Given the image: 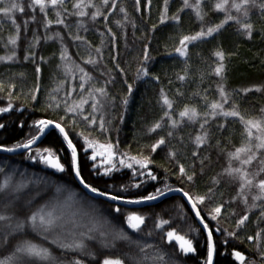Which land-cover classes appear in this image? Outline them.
Listing matches in <instances>:
<instances>
[{
  "label": "trees",
  "instance_id": "obj_1",
  "mask_svg": "<svg viewBox=\"0 0 264 264\" xmlns=\"http://www.w3.org/2000/svg\"><path fill=\"white\" fill-rule=\"evenodd\" d=\"M99 0H97V3ZM213 0H206L204 5L207 11L211 7ZM111 3V0H110ZM182 0H169L168 15L172 16L181 6ZM69 9L71 5L69 3ZM124 7L128 13V21L125 22L123 28H119L114 23L115 20H122L123 13L119 12V8ZM163 9V0H152L151 7H146V0H141L140 11L136 10L135 0H117V8L109 16L107 26L111 27L116 35L115 46L112 44V38L107 33L105 22L102 18L92 22L85 17V23L88 31L79 30V35L85 38L86 42H90L94 49L100 47L102 50V59L97 57L95 51L92 56L99 59V63L95 66L87 65L81 59L88 56V43L73 41L68 35L71 31L77 34L76 17H68L67 23L70 29H64L62 25H51L45 29L42 24L43 17L37 11V21L29 23L28 31L22 30L20 47L18 49V59L13 62H0V81L4 83V89L0 91V107H6L9 103V85L15 84V88L11 89V103L13 110L8 113H0V123L6 125L4 129H0V143L12 146L16 142H23L30 136L36 134L33 127V121L38 119H53L65 125L69 133V138L76 145L78 159L82 169V175L86 180L101 189L112 185L110 191H119L121 184L131 185L132 183H140V188L129 187L128 193L133 194V198L137 194L146 195L154 192L156 187L163 188L167 183L172 188L183 187L185 191H189L192 195H203L208 193V189L212 188L211 198L206 200L203 205H198L201 209V215L204 216L205 222L209 223V227L216 229L219 227L220 232L213 233L214 240L217 244V255L215 257L216 264H239L238 261L230 255L235 249L241 251L246 256V264H264V258L260 253L264 252V234L259 241H249L247 236H255L259 229H264V221L259 220L260 208L253 209L249 213V220L241 229L235 228V222L240 215L244 214V206L238 201H232V197L236 193V185L231 184L227 177H219L221 183L214 185L212 178L217 177L219 173L227 166L226 151L233 150L234 146H240L242 142L243 128L236 118L218 117L211 121L209 128L211 131V140L209 146L203 147L200 151V158L205 156L203 172L198 158H193L191 153L194 145L190 141V137L194 136L199 130V124L184 123L180 128L173 130L170 128L167 119L164 126L154 133H150L148 129L163 115V109L160 103V90L163 89L169 98L176 101L174 105L173 116L177 117L179 110H182L185 104L195 105L198 110L203 112L204 101L203 96H207L208 100L219 99L217 85L223 84L226 91L232 94L229 104L225 108H229L232 103L239 105V110L246 117L259 115L260 108L264 107V19H261L259 11L253 9L252 21L256 27L251 40L237 31L238 26L234 22H229L224 26L218 34L213 37L205 38L202 41H195L188 46V57H180L173 50L179 44V39L183 35L194 34L200 29V22L195 19L194 13L190 9H186L180 13L181 19L179 23L168 20L164 24L159 23L160 13ZM91 11V10H89ZM49 18L55 19L54 12L50 10ZM2 19V17H0ZM16 19L18 23L29 19V15L17 13ZM223 19L222 13L209 12L205 18V24L218 23ZM133 23L135 27H133ZM156 24L155 30L152 25ZM11 31L10 22L4 21L0 37H6ZM33 32L41 37L40 44L33 49L36 52V63L41 67V73L37 78L35 72V64L31 61H25L23 56L27 43L31 40ZM60 32L64 37L63 44L67 46L71 61L84 67L88 71L93 80L85 83V89L82 91L79 87L80 75L75 70L69 75H65L63 64L65 61L60 60L61 41L55 37V33ZM101 33H104L101 36ZM53 36L52 40H46L44 37ZM103 40V43L101 41ZM145 46L148 48V54L151 59L147 62L150 76L137 79L138 69L141 68L143 62V51ZM222 49L226 55V72L224 79L215 76L212 68L216 64V57L213 52ZM3 47V40H0V55L6 54ZM45 57L46 63L40 61L39 57ZM116 56L113 60L112 57ZM71 61L67 63L71 64ZM119 65V68L116 65ZM188 66L187 76L184 81L177 79L178 75H185V67ZM61 65V67H57ZM123 69V72L120 71ZM23 74V75H21ZM152 76H159V81L153 80ZM114 78V79H113ZM112 79V83L107 84L108 97L101 98L104 107L94 113L99 118L103 115L105 119L106 132H101L97 125H91L84 121L79 113H66L65 106L60 103V107L49 108L48 104L67 100L71 105L78 102L81 95L87 98V89L90 87L105 86V82ZM63 81V83H61ZM39 84V92L36 93V99L33 100L32 90ZM127 84L133 85V92L130 96L127 93ZM259 86L262 88L260 92H249L247 94H235L233 90ZM59 87V91H54ZM73 89H75L73 91ZM177 89L183 96L177 95ZM70 93V95H66ZM199 93L200 95H194ZM55 96L56 101H51L50 97ZM128 96V104L125 106L122 100ZM114 98V99H113ZM91 100L84 106L83 115L91 113ZM60 117H64L63 121ZM121 117L123 118L121 121ZM75 120V124H73ZM23 124V127H21ZM224 124V127L218 128L217 125ZM173 131V137H167L168 131ZM89 136L98 140L100 143H112L117 156L121 153H127L130 156H151L153 163L150 165L151 170L157 176L156 181H152L146 176H133L132 169L121 168L120 171L112 172L109 176L103 175L102 160L103 157H97L95 161L90 159L92 150L85 149L83 137ZM160 136L166 138V145L161 146L155 153L150 152L149 146L154 143ZM183 137L181 143L179 138ZM220 143L217 145L216 141ZM50 147L61 157L62 162L68 163L70 160V149H68L63 137L55 129L46 133L39 144L32 148L33 152L36 148ZM177 152L176 158L170 159L167 156L169 150ZM27 155L26 152L9 155L0 153V167L5 168V172H10L12 167L17 168L14 179H19V173L27 170V173H38L40 175L52 176L53 170H44V166L23 159ZM7 161V164L4 163ZM177 162L184 164L189 174L195 171L196 175L193 182L182 180L178 174ZM235 163V162H234ZM96 164L97 169H93L92 165ZM117 167L119 163L117 160ZM139 172V166L134 165ZM253 167H256L254 163ZM99 173V174H98ZM65 174H56L53 179L67 184V190L63 192L59 199L62 200L75 192L74 197L76 203L73 205L72 211L77 212L78 219L82 217L81 223L87 224L89 215H95L102 220H107L116 228H124L133 239H140L126 224L123 223V216L128 212H139L146 215V223L143 226V232L153 230V224L157 217L168 219L171 226L176 227L182 233L187 232L188 227L199 229L198 233H189L198 241V249L202 253L206 235L196 222V218L192 209L180 196L173 195L153 204H146L138 207H129L120 204L121 214L117 219L113 218L114 214L110 213V209L104 203V200L96 198L91 201V196L85 195L84 191L76 182H69L64 179ZM3 174H0V179ZM41 196L37 197L30 209L26 210V214L36 210L41 204L51 200L56 194L54 189L49 188L47 191L41 190ZM125 193V195H128ZM35 189L27 195H34ZM251 202V201H250ZM224 204L222 215L217 220H211L208 212L217 204ZM259 203V202H257ZM93 204L95 212L93 213ZM115 206V205H113ZM178 206H182L178 207ZM235 211L236 215H232ZM88 215H85V214ZM71 225H69V228ZM85 228L79 229L84 231ZM166 226L164 231H167ZM237 231V238L227 236L224 231ZM25 235L17 236L16 239H32L34 242L43 243L45 246L51 247L54 254L60 255V250L55 245L41 240L36 233H32L30 229L25 230ZM162 233L155 230L151 238L144 237L147 243L161 244ZM51 239V237L49 238ZM227 239L228 244H223ZM259 245V247H257ZM93 247L97 248V258L102 259L103 254H108L110 250L99 247L98 242ZM10 248L0 247V257L8 254ZM127 248L122 242L117 243L116 254H122ZM72 254L67 255V259H71ZM86 261L91 258L84 257ZM203 259L202 255H192L185 257L182 264H200ZM94 264V261L92 262Z\"/></svg>",
  "mask_w": 264,
  "mask_h": 264
},
{
  "label": "snow or ice",
  "instance_id": "obj_2",
  "mask_svg": "<svg viewBox=\"0 0 264 264\" xmlns=\"http://www.w3.org/2000/svg\"><path fill=\"white\" fill-rule=\"evenodd\" d=\"M69 3L71 10L68 6ZM205 3L206 0H182L177 12L169 16V0H163V9L159 19L160 24H164L168 20L179 23L181 19L180 13L186 9H190L194 13L195 19L200 22L199 31H196L194 34L183 35L179 39L178 46L173 50L180 57L185 58V60L188 57L189 44L213 37L229 22H234L238 26L237 31L251 40L254 32L257 30L252 21L253 9H257L261 19H264V0H213L211 7L207 11L204 7ZM151 4L152 0H146V7L150 8ZM135 5L136 10L140 11L141 0H135ZM116 8L117 0H111V3L110 0H99L98 3L97 0H0V17H2L0 19V30H2L4 21L11 24L9 34L6 37H0V40H3V47L7 50L6 54L0 55V62H13L18 59L22 30L26 33L29 23L37 21L36 13L38 11L43 17L42 24L45 29H48L53 24L62 25L64 29H70V25L67 23L68 17H76L77 34L74 35L69 31L68 35L73 41L88 43V56L86 59L84 57H81V59L85 64L95 66L99 63V59L92 56V51L94 50L97 57L102 59V50L100 47L93 49L90 42H86L85 38L78 34L79 30L88 31L84 20L85 17L89 18L92 22L102 18L105 22L106 31L112 38V44L115 46L116 35L112 28L107 26V22L109 16ZM50 10L54 12V20L49 18ZM119 12L123 13V19L115 20L114 23L117 27L123 28L125 22L128 21V13L124 7H120ZM209 12L222 13L223 19L219 20L218 23L205 24V18L209 15ZM17 13L29 15V19L18 23L16 19ZM133 27H135L134 23ZM156 27V24L152 25L153 30ZM103 35L104 33H101V36ZM55 37L61 41L60 60L66 62L62 66L65 75L78 70L81 73L79 87L83 91L85 83L92 81L93 77L84 67L71 61L67 46L63 44L64 37L61 33L56 32ZM44 39L52 40L53 36H46ZM40 42L41 37L33 32L23 56L25 61H31L36 65L35 72L37 73V78H39V74L41 73V67L36 63V52L33 49ZM101 43H103V40ZM213 55L216 57L217 62L212 68V73L223 80L226 72L225 52L222 49H217L213 52ZM39 59L42 62H47L43 56L39 57ZM112 59L115 60L116 56H113ZM150 59L148 48L145 46L143 51L144 63L138 69L137 79L150 76L148 67L144 66ZM68 61H71V64L67 63ZM57 67L59 68L61 65H57ZM116 67L119 68V65L117 64ZM120 71L123 72V69H120ZM187 71L188 66L186 64L185 75H178L177 79L184 81ZM151 78L157 82L160 79L159 76H152ZM109 83H112V79L107 80L105 86L88 88L87 98L81 95L79 101L73 102L71 105L65 99L61 102H50L48 107L59 108L60 103H63L66 113H79L84 121L94 126L98 124L99 130L106 132L104 116L101 115L97 119L94 113L104 107V104L101 103V98L108 97L107 84ZM126 86L128 96H130L133 92V85L127 84ZM8 87L9 103L6 107H0V113H8L13 110L11 89L15 88V84H10ZM3 89L4 83L0 81V91ZM39 90V84L37 83L36 87L32 90L31 98L33 100L37 98L36 93ZM54 91H59V87ZM217 91L219 99L209 101L206 95L202 97L205 109L203 112L199 111L195 105L185 104L182 110L178 111V118H176L173 116L176 101L169 98L167 93L161 89L160 103L163 115L153 123L148 131L154 133L158 129H161L164 126L165 119H167L170 128L173 130L180 128L185 122L192 125L198 123L199 130L194 136L190 137V141L194 145L191 155L193 158L199 159L201 172H203V165L208 157L200 158V151L203 147L209 146L211 140L209 125L211 121L218 117H224L225 119L232 117L239 121L243 128L242 142L240 146H234L233 150L226 151L227 166L217 177L212 178L214 185L221 183L219 177H227L231 184L236 185V193L232 197V201H238L245 209L244 214L240 215L235 222V228L238 230L249 220V213L253 209H261L258 219L264 221V107L260 108L258 116L246 117L239 110L238 104L232 103L229 108H225V105L230 103L232 94L226 91L223 84L217 85ZM253 91L260 92L262 88L253 86L233 90L237 95ZM66 95H70V93ZM177 95L183 96V93L177 89ZM194 95L198 96L200 94L194 93ZM128 96H125L122 100L125 106L129 102ZM50 100L56 101V97L51 96ZM89 100H91L90 107L92 111L89 115H83L84 106L89 103ZM64 119V117H60L61 121ZM122 119L121 117V121ZM73 124H75V120H73ZM50 126L59 132L67 143L68 149H70V160L67 164L62 162L61 157L50 147L36 148L34 152L32 150V146L44 135L45 130ZM5 127V124L0 123V129H4ZM21 127H23V124H21ZM33 127L36 129V134L23 142H16L12 146L0 143V153H17V150L23 149L27 153V155L23 156V159L43 165L44 170H53L52 176L40 175L38 173L29 175L27 170H25L19 173V179H14L17 173L16 167H12L10 172H5V168L0 167V174H3V178L0 179V247L11 249L8 254L0 257V264H92L93 261L94 264H182L185 257L192 255L203 256L200 264H216L217 244L214 240L213 229L209 227V223L205 222L204 216L201 215V209L198 207V205H203L206 200L211 198L210 194L213 193L212 188H209L206 194L192 195L189 191H185L183 187L172 188L165 183L163 188L156 187L154 192H149L146 195L137 194L134 198L133 194L128 193V189L129 187L140 188L142 182L132 183L131 185L121 184L118 192L109 190L113 187L112 185L101 189L99 186H95L86 180L85 176L82 175L76 145L69 138V133L63 123L53 119H38L33 121ZM217 127L222 129L224 124H219ZM79 135L83 137L84 144L87 146L85 151L87 149L92 150L90 157L92 161H95L98 156L104 158L101 165L103 166L104 176H109L114 171L118 172L121 168H128L132 169L134 177L139 175L146 176L152 181L157 180V176L150 168V165L153 163L150 155L130 156L127 153H121L118 157L114 151L115 146L112 143H100L96 139L85 136L84 133H80ZM167 137H173V131H168ZM179 140L182 143L183 137H180ZM166 143V138L160 136L159 139L149 146L150 152L155 153L157 149L166 145ZM216 143L219 145L220 141L217 140ZM167 156L174 160L177 152L170 149ZM117 160L119 167H117ZM4 163L7 164V161H4ZM254 163L256 167H253ZM134 165L139 166V172ZM92 167L93 169H97L96 164H93ZM177 167L178 174L182 180L186 179L188 182L194 181L195 171L189 174L185 165L179 162H177ZM56 174H65V180L78 183L86 196L91 195L89 203L95 201L97 197L104 198V203L110 209V213L114 214V219H117L121 214L120 204L139 205L148 201H156L165 197L170 192L180 193L188 204L191 205L195 217L202 225L203 232L206 233L203 252L199 251L198 241H196L195 237L189 235V233H198L199 229L189 226L187 232L182 233L176 227L171 226L170 220L163 219L162 217L155 219L152 231L144 233L143 226L146 223V215L135 211L124 215L123 223L126 224L133 234L141 237L140 239H133L124 228H116L109 221L102 220L94 214L89 215L87 224H82V217L78 219L77 212L72 211L73 205L76 203L74 199L76 193L70 192L67 197L60 200L59 196L67 190V184L53 179L52 177ZM49 188L54 189L56 195L51 200L41 204L36 210L31 211L30 214H26V210L31 208L35 199L41 196V190L46 192ZM33 189H35V194L27 195ZM125 193H128V195H125ZM178 207L182 208V206ZM223 208L224 204H217L211 208L208 216L211 217V220H217L222 215ZM94 212L95 206L93 204ZM85 215L88 214L86 213ZM232 215H236L235 211L232 212ZM69 225H71L70 228ZM166 226L168 230L164 231ZM82 227L86 230L79 231ZM26 228L30 229L32 233H36L41 240L48 242L50 245H55L61 254H54L51 247L45 246L43 243L34 242L32 239H16L17 236L26 234ZM155 230H159L162 233L160 237L162 243H147L144 237L151 238ZM215 231L220 232L221 229L217 227ZM224 231L227 232L228 237L237 238V231ZM262 234H264V229H259L255 233V236H247L246 239L249 241H259ZM50 237L51 239H49ZM97 242L100 248L110 250L108 254L100 253L102 259L97 258L98 250L92 246ZM118 242H122L127 251H123L122 254H116L115 250L117 249ZM223 244L227 245L228 240L225 239ZM68 254H72L71 259H67ZM230 255L239 264H246L247 258L241 251L233 249ZM260 256L264 258V252H261ZM84 257L91 258V260L86 261Z\"/></svg>",
  "mask_w": 264,
  "mask_h": 264
},
{
  "label": "water",
  "instance_id": "obj_3",
  "mask_svg": "<svg viewBox=\"0 0 264 264\" xmlns=\"http://www.w3.org/2000/svg\"><path fill=\"white\" fill-rule=\"evenodd\" d=\"M52 129H54V128L51 127V126H50L48 129H46L44 135L41 136V138H40L39 140H37V142L32 146V148H35V147L39 144V142L42 140V138L46 135V133H47L48 131L52 130ZM66 144H67V143H66ZM23 152H25V150H23V149H19V150H17V153H6V154L13 155V154H19V153H23ZM77 184H78V183H77ZM78 185H79V184H78ZM79 187L81 188L80 185H79ZM173 195L180 196L183 200L186 201V199L183 198L182 195H181L180 193H177V192H170V193H167L165 197H162V198H160V199H158V200H156V201H148V202H145V203H143V204H139V205H130V204H122V205H127V206H129V207H138V206H142V205H146V204H153V203H155V202H158V201L162 200L163 198H166V197H169V196H173ZM89 196H91V195H89ZM97 198L104 200V198H102V197H97ZM116 203H119V202H116ZM186 203L188 204L187 201H186ZM188 205H189V207L191 208V205H190V204H188ZM193 213H194V212H193ZM194 216H195V213H194ZM195 218H196V217H195ZM196 222H197V224L199 225V227L201 228V230L203 231L202 225L199 223V220H198L197 218H196ZM213 233H217V232L215 231V229H213ZM205 235H206V233H205Z\"/></svg>",
  "mask_w": 264,
  "mask_h": 264
},
{
  "label": "rangeland",
  "instance_id": "obj_4",
  "mask_svg": "<svg viewBox=\"0 0 264 264\" xmlns=\"http://www.w3.org/2000/svg\"><path fill=\"white\" fill-rule=\"evenodd\" d=\"M63 200V199H62Z\"/></svg>",
  "mask_w": 264,
  "mask_h": 264
}]
</instances>
